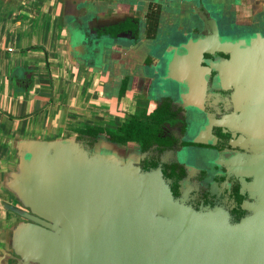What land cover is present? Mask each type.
Instances as JSON below:
<instances>
[{
  "label": "water",
  "instance_id": "95a60500",
  "mask_svg": "<svg viewBox=\"0 0 264 264\" xmlns=\"http://www.w3.org/2000/svg\"><path fill=\"white\" fill-rule=\"evenodd\" d=\"M11 1L27 0H0ZM128 4L137 6L135 0ZM249 4L248 18L218 42L230 55L221 84L235 89L238 112L230 121L236 119L238 128L226 125L242 134L231 144L245 151L225 166L247 195L240 205L244 215L236 221L226 201L197 209L189 204L190 169L175 197L160 168H141L135 143L99 137L90 147L79 134L20 139L12 145L13 167L0 180V190L23 209L4 204L24 219L10 228L19 264H264V0ZM97 14L88 3L75 16L77 25L67 26L77 53L87 43L85 61L101 54L95 45L124 39L122 32L98 37L97 31L127 22L131 34L141 26L130 16L114 22ZM216 35L215 29L209 43ZM212 191L220 192L215 185Z\"/></svg>",
  "mask_w": 264,
  "mask_h": 264
},
{
  "label": "flooded vegetation",
  "instance_id": "af4514ba",
  "mask_svg": "<svg viewBox=\"0 0 264 264\" xmlns=\"http://www.w3.org/2000/svg\"><path fill=\"white\" fill-rule=\"evenodd\" d=\"M51 1L61 15L68 14L60 20L66 27L76 24L75 16L88 3L96 7L100 18L112 17L118 22L130 16L141 24L139 30L133 27L131 34L125 33L130 28L127 22L97 31L98 37L122 32L124 39L120 45L112 43L100 49L95 45L94 53L101 54L88 61L84 60L87 43L80 44L76 53L79 67L90 68L101 87L111 83L117 95L108 93L110 103L128 112L117 128L93 127L100 131L94 136H80L79 132V140L90 147L99 137L122 145L135 143L143 156L141 168H160L171 181L175 197L180 196V183L190 169L189 204L197 209L226 201L238 221L245 213L240 205L247 195L240 194L236 176L225 165L230 168V157L245 151L231 144L240 143L242 134L226 125L238 126L236 119L230 122L238 112L235 89L221 84V69L230 55L220 51L218 42L226 40L227 28L248 18L250 0H135V7L128 4L130 0ZM215 29L218 39L215 41V36L209 43ZM107 72L113 74L112 79H103ZM116 78L119 84L114 82ZM123 128L131 132L125 141L119 137ZM214 185L220 190L218 194L212 191ZM4 204L23 210L0 190V264H19L10 247V228L24 219Z\"/></svg>",
  "mask_w": 264,
  "mask_h": 264
},
{
  "label": "crops",
  "instance_id": "0c3cea01",
  "mask_svg": "<svg viewBox=\"0 0 264 264\" xmlns=\"http://www.w3.org/2000/svg\"><path fill=\"white\" fill-rule=\"evenodd\" d=\"M52 3L0 2V180L13 167L14 141L115 129L128 112L110 103L109 94L117 95L111 83L103 88L90 68L79 67L69 30L60 24L68 14Z\"/></svg>",
  "mask_w": 264,
  "mask_h": 264
},
{
  "label": "trees",
  "instance_id": "16d2710c",
  "mask_svg": "<svg viewBox=\"0 0 264 264\" xmlns=\"http://www.w3.org/2000/svg\"><path fill=\"white\" fill-rule=\"evenodd\" d=\"M100 130H97L96 128H93V127H87L85 128L84 130L80 131V136L82 135H88V136H94L96 132H99ZM130 133H127V128H123L122 130H120L119 132V137H120V140L121 141H125V140H128L130 139L131 137L129 136Z\"/></svg>",
  "mask_w": 264,
  "mask_h": 264
},
{
  "label": "rangeland",
  "instance_id": "374dc122",
  "mask_svg": "<svg viewBox=\"0 0 264 264\" xmlns=\"http://www.w3.org/2000/svg\"><path fill=\"white\" fill-rule=\"evenodd\" d=\"M108 72H109V71H108ZM114 75H117V76H114V78H115V77H118V74H114ZM114 78H113V80H114ZM111 79H112V78H111ZM114 82H116L117 84H119V79L116 78ZM114 86L117 87V85H114ZM115 90H117V89L115 88Z\"/></svg>",
  "mask_w": 264,
  "mask_h": 264
}]
</instances>
